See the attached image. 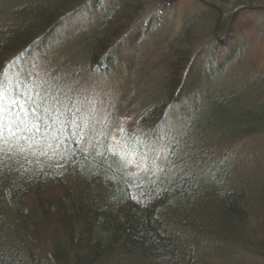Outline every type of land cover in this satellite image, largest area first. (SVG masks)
Returning a JSON list of instances; mask_svg holds the SVG:
<instances>
[{
    "label": "trees",
    "instance_id": "1",
    "mask_svg": "<svg viewBox=\"0 0 264 264\" xmlns=\"http://www.w3.org/2000/svg\"><path fill=\"white\" fill-rule=\"evenodd\" d=\"M78 1L26 3L7 13L10 20L0 27V90L11 54L23 47L32 48L38 44L36 40L48 39L64 12ZM197 1L205 6L196 13L198 17L205 21L206 15H212L214 20L211 23L208 17V23H204L196 36L200 40H214L212 52L218 54L219 60L212 64L201 58L197 60L199 55L193 59L185 48L167 45L163 60L170 70L164 79V99L143 113L144 122L160 119L169 104L181 101L186 94H191L196 103L202 92L191 90L197 82L210 69L216 73L214 79L223 65L227 66L243 52L246 42L236 45L231 33L222 36L227 32L226 20H233L234 15H229V11L238 7L264 11V0ZM143 5L144 0L89 3L93 22L80 37L86 40L84 56L92 69L105 71L103 66L111 64V56L103 59L105 53ZM195 23V18L184 21L180 42L187 41ZM146 28L132 34L129 44ZM254 30L257 37L264 33V25L255 24ZM254 76L245 74L243 88L239 86L237 90V94L245 91L249 98L242 113L245 115L232 119V122H245L251 129L264 127V89H260L264 79L259 73ZM34 93L31 95L22 88L19 99L10 106L6 108L0 103L4 109L0 111V264H199L191 258L195 249L200 246L204 256L213 253L211 257H216L219 251L213 248L215 238L242 249L264 252V214L260 201L253 208L241 192L229 193L224 188L226 177L219 172L218 164L202 166L196 175L184 173L182 167L173 174L147 180L123 170L125 162L118 156L111 157L107 151L99 156L83 153L68 140L69 135L66 140L61 138L65 140L61 147L57 146L56 150L53 146L54 151L44 155L34 153L29 146L24 148L23 125L22 137L7 142L1 132L6 111H12L13 117L18 115L22 124L35 126L39 135L46 133L44 138L36 133L39 140L48 141V136H53V127L45 117L47 109L43 111L40 107L52 92L46 89ZM215 100L218 114L232 109L228 97L216 95ZM67 129L64 132L68 133ZM248 207L251 213L247 212ZM45 248H48L46 253Z\"/></svg>",
    "mask_w": 264,
    "mask_h": 264
},
{
    "label": "rangeland",
    "instance_id": "2",
    "mask_svg": "<svg viewBox=\"0 0 264 264\" xmlns=\"http://www.w3.org/2000/svg\"><path fill=\"white\" fill-rule=\"evenodd\" d=\"M42 1L45 0H0V27L10 20L7 16L10 11L26 3ZM91 1L79 0L68 8L48 39L36 40L38 44L32 46L34 49L27 46L12 53L4 69L0 103L6 108L19 99L22 88L31 95L38 90H51L52 94L43 103L46 106L40 107L43 111L47 109L45 117L47 124L53 127V136H48V141L39 140L35 126L22 124L18 115L13 117L12 111H6L1 130L4 139L7 142L20 139L23 125L26 131L22 139L24 148L29 146L34 153L44 155L54 151L53 146L61 147V142L69 135L68 140L83 153L99 156L107 151L111 157L118 156L125 162L123 170L147 180L165 173L173 174L182 167L180 170L185 171L182 172L196 175L202 166L218 164L219 172L226 177L224 188L229 193L241 192L253 208L260 201L264 214V127L251 129L245 122H232L233 118L245 113L248 104L245 91L237 94L239 86L243 88L245 74L255 77L259 73L264 79V33L256 37L254 30L255 24L264 25V11L255 7L229 11V15H234L233 20H226L227 32L222 36L232 34L236 45L246 42L243 52L232 58L227 66L223 65L214 79L213 70L204 74L191 90L202 92L196 103L191 94H186L181 101L169 104L160 119H145L144 122L143 113L164 99V79L170 70L163 60L167 45L185 48L193 59L199 55L197 60L217 63L218 54L212 52L214 40H200L196 36L208 17L211 23L214 19L212 15L204 16L205 21L198 17L196 13L203 11L205 6L197 0H144L137 17L120 32L119 39L105 53L103 59L111 56L109 63L115 64L104 65L103 71L89 65L84 56L86 40L80 37L93 22L89 12ZM194 18L192 34L187 41L180 42L184 21ZM141 27L147 28L129 44ZM204 78L206 81L202 82ZM203 88L212 90L203 91ZM260 89H264V80ZM216 95L228 97L232 109L218 114ZM231 96L234 97L231 99ZM50 105L54 107L50 109ZM65 128L68 133L64 132ZM45 134H38L39 138L46 137ZM250 208L248 213L252 212ZM212 244L219 251L217 256L212 258L213 253L204 256L199 246L191 257L194 263L264 264V252L242 249L217 238Z\"/></svg>",
    "mask_w": 264,
    "mask_h": 264
}]
</instances>
